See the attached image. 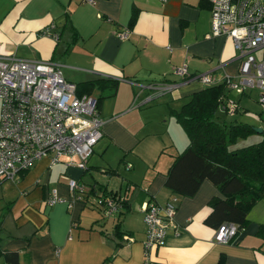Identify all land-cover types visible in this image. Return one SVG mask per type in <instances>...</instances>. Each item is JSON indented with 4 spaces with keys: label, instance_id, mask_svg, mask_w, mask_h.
Here are the masks:
<instances>
[{
    "label": "crops",
    "instance_id": "obj_1",
    "mask_svg": "<svg viewBox=\"0 0 264 264\" xmlns=\"http://www.w3.org/2000/svg\"><path fill=\"white\" fill-rule=\"evenodd\" d=\"M210 13V0H0V54L52 61L76 85L95 78L117 81L116 94L100 103L101 144L85 170L68 165L67 156L55 163L43 157L17 179L0 181V264H6L5 252H15L17 264H144L141 207L172 199L177 233L168 229L164 243L150 251L152 264H264V242L256 235L264 222V199L248 211L246 227L221 244L213 240L216 230L204 223L210 200L223 196L219 189L204 180L193 195L183 196L165 185L174 155L188 143L170 108L178 109L205 87L195 77L181 78L176 69L186 64L191 76L217 80L238 72L232 40L208 36ZM45 28L50 34L42 33ZM124 28L130 32L121 39ZM131 81L177 87L138 104L150 90L141 89L135 100ZM226 96L238 104L234 116L259 117L263 111L256 90ZM95 168L117 177L115 182L107 177L109 187L117 183L109 193L126 203L110 215L95 204L96 195L108 193L106 187L97 190L95 181H83ZM71 178L93 190L70 207L68 202L49 204L52 190L70 198Z\"/></svg>",
    "mask_w": 264,
    "mask_h": 264
},
{
    "label": "built area",
    "instance_id": "obj_2",
    "mask_svg": "<svg viewBox=\"0 0 264 264\" xmlns=\"http://www.w3.org/2000/svg\"><path fill=\"white\" fill-rule=\"evenodd\" d=\"M210 2L208 36L225 35L232 40L235 58L239 60L238 72L236 75L225 74L217 80L208 74L191 76L184 64L176 69V73L183 79L195 77L205 86L225 82L228 90L238 94L256 90L257 102L264 110V0ZM129 32L124 28L118 36L126 39ZM42 33L50 34L49 28L43 29ZM131 83L137 87L135 100L141 89L150 90L138 104L150 103L177 87L173 82L146 86L137 81ZM225 100L220 107L234 115L238 104L228 98ZM102 121L96 97L77 94L76 84L63 77L58 64L0 54V181L17 179L21 172L43 157H49L51 163H55L67 156L68 165L85 170L94 144L102 137ZM68 188L70 200L52 190L47 202H68L70 207L74 201L84 200L90 190L75 178L69 180ZM123 201L122 196L114 194L95 197V204L106 215L121 209ZM141 210L145 225L144 264H152L150 251L164 243L168 229L174 228L177 233L175 199L163 205L149 201ZM236 229L235 224L225 223L216 230L213 240L228 243Z\"/></svg>",
    "mask_w": 264,
    "mask_h": 264
},
{
    "label": "trees",
    "instance_id": "obj_3",
    "mask_svg": "<svg viewBox=\"0 0 264 264\" xmlns=\"http://www.w3.org/2000/svg\"><path fill=\"white\" fill-rule=\"evenodd\" d=\"M133 20L134 17L131 23ZM76 86L79 95L98 92V109L104 98L117 91V81L110 78L86 80ZM227 90L225 82L207 85L191 93L178 109L170 108L188 143L174 155L165 185L175 193L191 196L202 181L213 183L223 196L210 200L211 209L204 223L215 230L228 222L235 224L233 239L248 224L251 207L264 199V128L257 132L245 121H218L217 109L226 102ZM122 205L126 203L123 201ZM115 233L121 237L119 224ZM256 235L264 242V222L259 224ZM4 255L6 264H17L15 252ZM218 264H222L221 260Z\"/></svg>",
    "mask_w": 264,
    "mask_h": 264
},
{
    "label": "rangeland",
    "instance_id": "obj_4",
    "mask_svg": "<svg viewBox=\"0 0 264 264\" xmlns=\"http://www.w3.org/2000/svg\"><path fill=\"white\" fill-rule=\"evenodd\" d=\"M226 92L229 93V95L231 97H235L236 96V92L233 91V90H227ZM109 101H113V100H109ZM123 104H124V101H123ZM216 115H217V119H218V121L220 123H222L223 121H225V123L228 124L230 121L240 120V121H245V122L251 123V124L254 125V127L255 126L258 127L259 125H263L264 126V110L261 111L259 117L257 115H253L252 113H238L237 115L234 116V115L227 114L222 107H218L217 114ZM96 143L94 144L93 149H96L97 147H99V144H101V142L100 143H97V144ZM98 156H99V153H97V152L93 155V157H98ZM63 158H66V157H63ZM66 160H67V158H66ZM90 172H91V174L90 173H85L83 175V181H85V182H91V183L93 181H95L96 182V189L97 190L99 188L100 189L101 188L103 189L104 187H106V189L108 190V193H109L111 188H114V187L117 186V183H111V185L109 187V184L110 183H108L107 180L110 177L113 178L114 176L113 175L112 176L111 175H108L106 172H104L100 168L92 169V170H90ZM108 176H109V178H107ZM115 181H117V177H114V182ZM102 192L103 191H101L99 193V195H104L105 194V192H103V193ZM93 195H95V193Z\"/></svg>",
    "mask_w": 264,
    "mask_h": 264
},
{
    "label": "water",
    "instance_id": "obj_5",
    "mask_svg": "<svg viewBox=\"0 0 264 264\" xmlns=\"http://www.w3.org/2000/svg\"><path fill=\"white\" fill-rule=\"evenodd\" d=\"M255 131L257 132H261L262 131V128L261 127H254Z\"/></svg>",
    "mask_w": 264,
    "mask_h": 264
}]
</instances>
